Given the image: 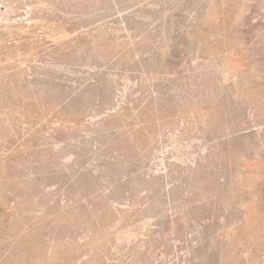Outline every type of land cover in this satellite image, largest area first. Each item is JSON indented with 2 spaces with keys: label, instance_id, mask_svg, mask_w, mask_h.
I'll return each instance as SVG.
<instances>
[{
  "label": "rangeland",
  "instance_id": "1",
  "mask_svg": "<svg viewBox=\"0 0 264 264\" xmlns=\"http://www.w3.org/2000/svg\"><path fill=\"white\" fill-rule=\"evenodd\" d=\"M0 264H264V0H0Z\"/></svg>",
  "mask_w": 264,
  "mask_h": 264
}]
</instances>
